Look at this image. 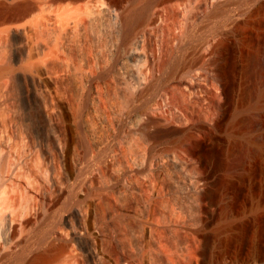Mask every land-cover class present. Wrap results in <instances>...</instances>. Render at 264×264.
<instances>
[{"label":"bare ground","instance_id":"6f19581e","mask_svg":"<svg viewBox=\"0 0 264 264\" xmlns=\"http://www.w3.org/2000/svg\"><path fill=\"white\" fill-rule=\"evenodd\" d=\"M1 1L0 264H236L218 155L252 12L205 47L183 0Z\"/></svg>","mask_w":264,"mask_h":264},{"label":"rangeland","instance_id":"374dc122","mask_svg":"<svg viewBox=\"0 0 264 264\" xmlns=\"http://www.w3.org/2000/svg\"><path fill=\"white\" fill-rule=\"evenodd\" d=\"M183 1L187 7H192L190 10L187 8L191 22L195 21V15H204L200 25L189 33H192L194 43L205 41L207 44L202 43L205 47L225 34L223 32L229 31L236 20L242 23L252 12L251 27L247 31L244 26L242 30L246 33H240L249 42L251 62L234 68L237 93L222 133L229 143L218 155L221 164L219 188L223 197L215 227L218 240L237 260L236 264H264V140L250 142L255 153L248 159L244 175L228 169L241 150V144L246 141L244 129L250 118H257L263 123L261 129L254 130L252 134L264 136V0H232L231 9L219 17L209 15V10L219 0ZM229 202L232 204L230 210L226 206Z\"/></svg>","mask_w":264,"mask_h":264},{"label":"water","instance_id":"95a60500","mask_svg":"<svg viewBox=\"0 0 264 264\" xmlns=\"http://www.w3.org/2000/svg\"><path fill=\"white\" fill-rule=\"evenodd\" d=\"M14 6L11 5H7L5 3H0V14L5 13L6 10H10L13 8Z\"/></svg>","mask_w":264,"mask_h":264}]
</instances>
